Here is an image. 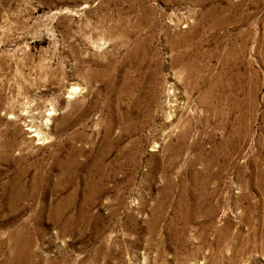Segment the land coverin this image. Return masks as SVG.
<instances>
[{"label":"rangeland","instance_id":"1","mask_svg":"<svg viewBox=\"0 0 264 264\" xmlns=\"http://www.w3.org/2000/svg\"><path fill=\"white\" fill-rule=\"evenodd\" d=\"M0 264H264V0H0Z\"/></svg>","mask_w":264,"mask_h":264}]
</instances>
